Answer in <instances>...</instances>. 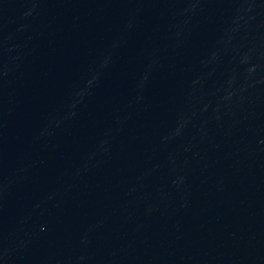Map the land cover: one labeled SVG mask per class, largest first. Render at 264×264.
Segmentation results:
<instances>
[{
    "label": "water",
    "instance_id": "water-1",
    "mask_svg": "<svg viewBox=\"0 0 264 264\" xmlns=\"http://www.w3.org/2000/svg\"><path fill=\"white\" fill-rule=\"evenodd\" d=\"M0 264H264V0H0Z\"/></svg>",
    "mask_w": 264,
    "mask_h": 264
}]
</instances>
